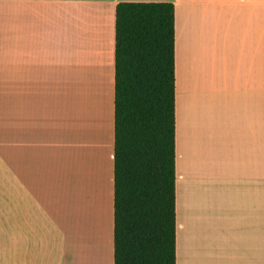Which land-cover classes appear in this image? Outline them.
Here are the masks:
<instances>
[{
  "label": "crops",
  "instance_id": "1",
  "mask_svg": "<svg viewBox=\"0 0 264 264\" xmlns=\"http://www.w3.org/2000/svg\"><path fill=\"white\" fill-rule=\"evenodd\" d=\"M121 2L175 7L176 264H264V0H0V264H114Z\"/></svg>",
  "mask_w": 264,
  "mask_h": 264
},
{
  "label": "trees",
  "instance_id": "2",
  "mask_svg": "<svg viewBox=\"0 0 264 264\" xmlns=\"http://www.w3.org/2000/svg\"><path fill=\"white\" fill-rule=\"evenodd\" d=\"M175 7L116 8L114 264H176Z\"/></svg>",
  "mask_w": 264,
  "mask_h": 264
}]
</instances>
